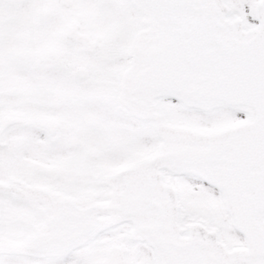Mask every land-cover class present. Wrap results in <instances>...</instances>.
Segmentation results:
<instances>
[{
    "label": "snow or ice",
    "instance_id": "snow-or-ice-1",
    "mask_svg": "<svg viewBox=\"0 0 264 264\" xmlns=\"http://www.w3.org/2000/svg\"><path fill=\"white\" fill-rule=\"evenodd\" d=\"M0 264H264V0H0Z\"/></svg>",
    "mask_w": 264,
    "mask_h": 264
}]
</instances>
